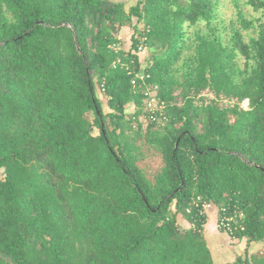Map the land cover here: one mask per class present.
<instances>
[{"label": "trees", "instance_id": "1", "mask_svg": "<svg viewBox=\"0 0 264 264\" xmlns=\"http://www.w3.org/2000/svg\"><path fill=\"white\" fill-rule=\"evenodd\" d=\"M232 2L0 0V264H215L199 196L264 264V0Z\"/></svg>", "mask_w": 264, "mask_h": 264}, {"label": "built area", "instance_id": "2", "mask_svg": "<svg viewBox=\"0 0 264 264\" xmlns=\"http://www.w3.org/2000/svg\"><path fill=\"white\" fill-rule=\"evenodd\" d=\"M145 44L142 42L139 45V50L145 49ZM147 75L143 72H139L133 78L132 83L136 86L141 80L143 85L141 86V92L144 95L143 109L137 117L144 127L150 123L164 124L167 120L166 105L165 102L159 96V87L144 86ZM149 77V75H148ZM102 92L105 90L104 85L101 86ZM247 106V102L244 104ZM135 122V126H136ZM194 204L199 207V214L205 217L208 216V211L212 207V204L202 199L200 196L194 200ZM189 211V210H188ZM244 214L239 209H235L233 213H230L227 209H219V219L217 227L219 230L232 234L234 225L239 223V220L243 218Z\"/></svg>", "mask_w": 264, "mask_h": 264}, {"label": "crops", "instance_id": "3", "mask_svg": "<svg viewBox=\"0 0 264 264\" xmlns=\"http://www.w3.org/2000/svg\"><path fill=\"white\" fill-rule=\"evenodd\" d=\"M132 28L121 32V38L126 48L129 46ZM215 207V208H214ZM214 208V209H213ZM219 208L212 205L208 211L207 222L204 225V233L212 251L215 264H233L239 255H243L247 247L253 253L263 248L262 243H253L248 246L247 241L232 238L228 233L218 229ZM180 224L189 227L187 219L180 217Z\"/></svg>", "mask_w": 264, "mask_h": 264}, {"label": "rangeland", "instance_id": "4", "mask_svg": "<svg viewBox=\"0 0 264 264\" xmlns=\"http://www.w3.org/2000/svg\"><path fill=\"white\" fill-rule=\"evenodd\" d=\"M113 1H123L126 3L127 7L130 5L135 4L137 0H113ZM233 0H220L221 4L223 5V11L227 14L230 15L232 12H234L233 9ZM246 0H240V2L243 4ZM129 26H126L124 28L125 32L129 29ZM152 53L149 52L148 54V59H151ZM98 129H95L94 133H98ZM142 166L146 169V172L149 176H153L158 169L160 168L161 165V157L159 155H152L148 159L144 160L141 162ZM215 208V207H214ZM213 208V209H214Z\"/></svg>", "mask_w": 264, "mask_h": 264}]
</instances>
